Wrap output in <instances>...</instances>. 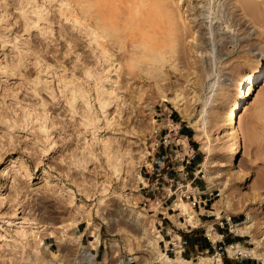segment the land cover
Wrapping results in <instances>:
<instances>
[{"label":"rangeland","instance_id":"obj_1","mask_svg":"<svg viewBox=\"0 0 264 264\" xmlns=\"http://www.w3.org/2000/svg\"><path fill=\"white\" fill-rule=\"evenodd\" d=\"M95 5L103 45L92 32ZM260 58L264 0H0V264H160L163 243L190 226L217 240L212 222L240 243L220 256L168 247L176 260L165 264H264V76L236 111V164L217 166L235 83L264 67ZM75 85L86 90L74 101ZM100 91L110 101L103 109ZM165 106L192 132L196 183L219 190L205 225L185 200L142 205L151 196L141 183L146 142ZM168 205L170 235L159 230L169 220L158 223ZM214 214L232 224L219 227Z\"/></svg>","mask_w":264,"mask_h":264},{"label":"built area","instance_id":"obj_2","mask_svg":"<svg viewBox=\"0 0 264 264\" xmlns=\"http://www.w3.org/2000/svg\"><path fill=\"white\" fill-rule=\"evenodd\" d=\"M155 114L157 116L155 121L159 120L155 123L146 142L149 162L145 165V172H148V176H143L141 181L142 186L148 187L147 191L151 190L152 194L151 196L143 197L142 205L149 210L152 209V205L162 209L164 202L172 198V200H185L193 210L197 209L199 211L200 208H204L206 205L209 207L208 209H211V200L219 195V190L209 187L206 184L207 182L203 186H199L196 183L198 175L201 173V176H203L202 168H197L200 165L199 163L194 165L197 169L189 171L195 150L189 144L186 136L182 134L180 122L175 118L172 110L166 106L161 112ZM160 149L163 150V155L158 160L159 166L156 171L154 168V156L159 153ZM169 171H174L176 175H170ZM158 189L163 191L161 195L154 193ZM158 213H161V210ZM214 219L219 227H224V224H232L230 215L217 216L214 214ZM234 244H227L225 251L228 252L227 247L233 248ZM164 247L167 246L164 245ZM216 254L220 256L219 252H216Z\"/></svg>","mask_w":264,"mask_h":264},{"label":"bare ground","instance_id":"obj_3","mask_svg":"<svg viewBox=\"0 0 264 264\" xmlns=\"http://www.w3.org/2000/svg\"><path fill=\"white\" fill-rule=\"evenodd\" d=\"M93 2L97 3L98 0H92ZM131 1V0H129ZM106 2V1H105ZM125 3H128L127 1H125ZM105 4V3H104ZM110 4V3H109ZM111 5V4H110ZM110 5H108L110 7ZM229 5V4H228ZM100 6V5H99ZM128 6V4H127ZM131 6V5H129ZM128 6V7H129ZM116 8V7H115ZM92 9V8H91ZM104 10V9H103ZM129 10V8H128ZM93 11V13H92ZM92 15H93V18L97 20V23L96 21L94 23H96L95 25L98 24V27H100L99 29L100 30H97V31H92L94 32L93 35H94V40L97 44H101V42L98 41V37L100 38H107V32L105 31L106 29V25L105 27L103 25L100 24V22H98L100 19H103V11H100L97 7V5H95V8L94 10H91ZM120 13V12H119ZM117 14V13H116ZM90 15V14H89ZM99 19V20H98ZM106 19V18H105ZM107 20V19H106ZM217 20V19H216ZM126 21V20H125ZM93 22V21H92ZM105 22V21H104ZM126 23V22H125ZM100 24V25H99ZM106 24V23H105ZM109 25V23H108ZM107 25V27H108ZM97 27V26H96ZM95 27V28H96ZM113 27V26H112ZM116 27V25H115ZM114 27V28H115ZM114 28L111 29V31L109 30V34L112 32V31H115L113 30ZM117 29V27L115 28ZM120 30V28H118ZM92 30H95L94 28ZM118 30V31H119ZM216 30V29H215ZM116 31V33L118 32ZM120 31H123V30H120ZM216 32V31H215ZM118 34V33H117ZM120 35H121V32H120ZM213 35V34H212ZM118 36V35H117ZM112 37V35L110 36ZM114 37V35H113ZM112 37V38H113ZM116 38V37H115ZM115 38H113L115 40ZM120 38V37H119ZM206 38V37H205ZM121 39V38H120ZM112 40V39H111ZM113 41V40H112ZM123 41V40H122ZM121 41V42H122ZM116 42V41H115ZM209 42V41H208ZM113 43V42H111ZM117 43V42H116ZM119 44V42L117 43ZM124 44V43H123ZM103 45V43L101 44ZM113 45V44H112ZM122 46V45H121ZM125 47V46H124ZM122 47V48H124ZM130 48V47H129ZM118 49V48H117ZM127 49V48H126ZM104 48L102 47L101 48V51H103ZM125 50V49H124ZM128 52V51H127ZM121 53V52H120ZM129 54V53H128ZM120 55V54H119ZM121 56V55H120ZM119 57V56H118ZM260 63H259V66H264V59L263 58H260L259 59ZM264 76V67H262L261 69H259L258 67L254 68V70L249 74L247 75L246 77H243L242 80H237L235 85L237 87V93L235 94L234 96V99H233V104L230 105V107H228L225 112H224V120H223V131H224V135H228V138H229V145H228V150L226 151V154H225V157L223 160H220L218 161L217 163V166L219 168H222L228 164H236V158H237V155L239 153V146H240V134H239V131L237 129V126H236V111L237 109H239L241 107V104H242V101L243 99L250 95V93H252V91L254 90L255 86H256V83L259 81L260 78H262ZM261 80V79H260ZM70 93H71V97L72 99L75 101L77 100L78 98H83L84 95H85V90H83L82 87L80 86H72L70 88H68ZM98 89V88H97ZM103 92V91H102ZM102 92L100 91V94H99V103L101 104V108L103 109L105 107L106 104H110V101L107 102L106 98L102 95ZM111 92V91H110ZM172 100L177 104V105H181L182 102H180L181 98L178 96V95H175ZM115 101V100H114ZM91 120V119H90ZM89 122V121H88ZM87 122V123H88ZM91 123V121H90ZM86 124V123H85ZM196 126L198 128H200L202 131H204V126L200 127L199 125L196 124ZM223 136V135H222ZM103 142V141H102ZM208 142L209 140L206 138L204 140V149L205 151H208L210 150L209 149V146H208ZM105 146V145H104ZM208 156H209V153L206 152V155H205V158H204V161L207 162L208 161ZM239 165V164H238ZM235 170L236 171H239L240 168L237 167V165L235 166ZM176 202V201H175ZM179 206H183L181 203H178L177 204V207ZM263 208V207H262ZM263 211V210H262ZM235 246V245H234ZM229 248V247H228ZM234 249V247H233ZM240 250V249H238ZM235 251V250H233ZM182 260L184 261H187L186 259L184 258H181ZM176 259H172L170 258L169 256L165 255L163 252H159L158 251V254H157V261L160 263V264H165V261L168 262V263H171V262H175Z\"/></svg>","mask_w":264,"mask_h":264},{"label":"crops","instance_id":"obj_4","mask_svg":"<svg viewBox=\"0 0 264 264\" xmlns=\"http://www.w3.org/2000/svg\"><path fill=\"white\" fill-rule=\"evenodd\" d=\"M182 134L185 135L187 140H188L190 138L192 132L189 129L182 128ZM159 153H160V151H159ZM161 158H162V156H161ZM196 158H197V156L194 155V157L192 159V163H195V164L199 163ZM160 159H158V160H160ZM158 160H156L157 164H158ZM154 166H155V162H154ZM158 166L159 165H157L156 168L154 167L156 171L158 170ZM169 174L173 175V176L176 175V173L174 171H169ZM198 185L199 186H203L204 184L199 183ZM146 194L151 195L152 193L151 192H146ZM212 205H213V202L210 205L211 208H212ZM164 208H165L164 211L161 210V216H160V219L158 221V223L160 225L164 221H165V223H167V221L164 220L165 218L168 219L169 222L171 223V218L170 217L172 215H174L173 212L170 213V210H173V208L171 206L168 205V206H165ZM208 208L209 207L206 205L204 208H200L199 211H196L197 222L200 225H205L207 223V221L202 222V220L200 219V216H202V215L210 216V215H213V213H215L211 209H208ZM170 223H167L169 225H164V226L161 225L160 230H163V228H164L165 229V233L170 235V233L173 231V228L171 226L175 225V224H173V222L171 224ZM212 223H214V222H212ZM212 223H211L210 230L212 231V233H215L218 236L217 240L214 241V240H212L211 238L208 237V235H210L209 234V229L208 230L206 229V231H204L202 233H199L198 230L195 229L196 226H190V228L186 229L185 232H180V235L176 234V236L177 235L179 236V240H173V238H171V239H168L166 241L167 248H165V252L164 253L166 254V251L168 250V247L172 248V251H173L174 254L178 253L179 255H182L184 253L188 254L190 252L194 253V251L195 252H208V251H211V252H219V253H221V251L226 248L227 244H229V243H240L239 240L237 242L235 241L236 238H234V235H227L226 233H224L223 230H218L216 227H214ZM181 233H182V235H181ZM184 236H187L188 238L192 237V239H190V240L193 243L190 246L193 248V251H189V250L185 249L188 244H187V241L183 238ZM238 237H240V236H238ZM163 245H165V243ZM233 247H234V245H233ZM227 257H229L228 261L232 263V258L233 257L230 254H227ZM234 259H237V258H233V264H237ZM252 259H255V258H250L251 261L249 259L243 260L244 263H241V264H254ZM222 263L223 264L225 263V259L224 258L222 260Z\"/></svg>","mask_w":264,"mask_h":264},{"label":"trees","instance_id":"obj_5","mask_svg":"<svg viewBox=\"0 0 264 264\" xmlns=\"http://www.w3.org/2000/svg\"><path fill=\"white\" fill-rule=\"evenodd\" d=\"M181 235H182V233H181Z\"/></svg>","mask_w":264,"mask_h":264}]
</instances>
